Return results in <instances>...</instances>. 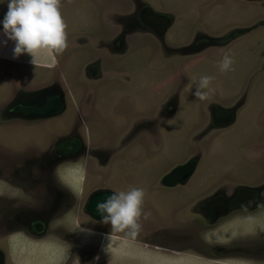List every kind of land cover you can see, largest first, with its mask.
Masks as SVG:
<instances>
[{"label": "rangeland", "instance_id": "obj_1", "mask_svg": "<svg viewBox=\"0 0 264 264\" xmlns=\"http://www.w3.org/2000/svg\"><path fill=\"white\" fill-rule=\"evenodd\" d=\"M7 3L0 0V40L6 39ZM62 5L69 47L57 67L43 60L33 65L27 54L14 59V42L0 44V264H65L69 253L73 258L66 264H73L80 251L74 242L91 252L100 243L111 264H248L225 258L222 250L255 229L264 236V203L247 225L234 215L208 233L209 243L199 249L213 253L209 261L185 255L174 260L156 256L158 251L152 256L132 241H153V233L168 226L183 228V214L220 190L229 200L237 194L242 201L243 192L264 201V0H62ZM150 13L158 31L165 30L163 37L144 25ZM224 54L233 58L234 71H220ZM201 76L214 78L210 100L193 95L194 79ZM47 107L50 114L43 112ZM222 113L234 116L230 124L214 122ZM69 142H75L72 152L62 148ZM190 160L197 164L189 180L161 188L163 176ZM101 184L114 192L143 188L146 197L157 192L155 206L146 210L150 215L141 219L146 228L135 239L74 213L76 196L79 202ZM173 190L185 198L178 213L158 193ZM170 212L177 216L169 222ZM61 222L67 224L64 236L73 235L72 247L64 236L58 239ZM76 223L132 243L109 244L106 235L68 225Z\"/></svg>", "mask_w": 264, "mask_h": 264}, {"label": "flooded vegetation", "instance_id": "obj_2", "mask_svg": "<svg viewBox=\"0 0 264 264\" xmlns=\"http://www.w3.org/2000/svg\"><path fill=\"white\" fill-rule=\"evenodd\" d=\"M155 18H156L155 15L151 13L145 15L146 20L144 21V25L148 29L149 28H151L152 30L157 29L158 26L154 24ZM57 101L58 100H53L51 101V103L54 105L55 103H57ZM230 116L231 115L229 114L227 118L225 116L221 120H218V121L221 122L222 124H225L227 123ZM134 126H136V124ZM63 147H69L71 149V152L73 151V149L76 148L75 142L66 143L64 144V146H62V148ZM55 160H57V158ZM39 161L42 163V169H44L48 161L47 154H45L43 158L40 159ZM41 178L44 179V176H42ZM166 178L168 180H166ZM182 178H183V175L180 173L173 175V176H169V177L165 175L159 181V185L163 189L164 188L175 189L176 187L174 186L176 185L174 184L176 182L179 183ZM190 178L191 176L187 180H189ZM120 183H123L122 187H126L125 182H120ZM115 186L117 185H115L114 183L113 189ZM111 190L112 189H108L107 186H103L101 184L97 187H94L91 191L87 192L88 193L87 197H79V200H80L79 202H77L78 196H76V199L74 202L72 199H67V201H72L74 204L77 203L76 208L75 206H71V208L73 207L75 208L74 213L78 214L80 217V214L84 212L86 215L89 216L86 218L92 220L91 221L92 224L94 222L95 223L98 222L97 225L95 226V227H98L99 222L101 221V217L96 211V204L98 202H103L105 197L110 196L114 192ZM119 191L120 190H118V192ZM220 191L221 192H217V194L215 195L208 196L204 198L203 200H201L199 204L202 206L200 207L191 206L189 209L190 211H188L186 214H183V218L185 221L183 224V228L179 229L177 227V228L171 229L168 226V228L165 227L153 233L152 238H154L153 241L155 244H152L153 242L152 240L138 242V243L142 245L144 248H149L150 251L152 250L150 254H155V252L158 251L159 253L157 252L156 256L164 255L166 258H172L176 260L178 256L185 255V256L190 257V258H187L189 261L193 260L192 258H198V259L200 258L206 261L212 260L214 258V256H210V255H213L212 252H209L208 250L204 252L203 250L199 249L200 246L205 245L206 243H209V240L207 238L208 233L210 231H213L215 228H219L221 225H226L225 223H222V222L231 218L234 215L238 217L237 218L238 221H243L244 225H247L245 220L249 218L254 219L255 216H257L256 214H258V213H255L256 209L259 208L258 205H263L264 203V201H260V197H262L260 194L251 193V195L248 196L246 193L242 192L240 193V197L242 198V201H241L240 199L236 200L237 194L234 199L229 200L227 199L226 194L222 193V190ZM96 193H99V196L94 197V194ZM156 193H157L156 191H148L147 192L148 197H146L145 195V198H144V211L145 212L147 209L151 208L152 206H155L156 202H153V197ZM158 193H160L162 199L169 197L168 201L171 200L172 203H174L177 206L176 211H173V212L175 213L179 212L178 208L180 207L179 205L183 204L182 202L184 198L183 196H181L180 194L178 195L175 190L158 191ZM230 201H234V202H230ZM252 201H255V202L251 204ZM254 204L256 205L253 206ZM171 213L172 212L168 213V216H167V218L169 219V222L171 221V219L177 216V215H174L172 217ZM66 225L67 224L63 222H61L60 224V227L58 230V236H59L58 239L60 240L64 236V233L66 232L64 228V226ZM68 225L72 227V229H77V226L79 224L77 225L76 223V224H68ZM142 227H144V229L146 228V226H142ZM147 227L150 228V225ZM247 228L248 227L246 226L243 227V229H247ZM16 230H19V229H16ZM30 230L33 233L35 231H38L36 230L35 226L32 227L31 225H30ZM257 230L262 232V230L255 229L254 233L251 232L253 234L250 233L247 236L240 235L236 237V240H235L236 242L233 244V246H229V245H228L229 247L223 246V248L228 247V249L222 250L224 254L223 256H225V258L228 257L231 259H235L239 261L240 263L244 261V262H247L248 264H264V236H259L261 234L257 235V232H256ZM91 233L96 236H98V234L100 235L103 234L106 236L110 234V238H115L116 240L124 239V237L122 236H121L122 238L120 239L117 235H114L112 233H103L97 230H91ZM119 235H121V233ZM64 237L65 239L63 240L68 241L67 244L72 247L73 235L68 234L67 236H64ZM26 241L31 242L32 240L27 238ZM62 243H64V241ZM61 247L63 246L61 245ZM73 247L76 248L77 250L80 249L77 255L79 259H84L86 261L90 259L91 261L90 264H110L111 263L109 260V257L101 254L100 243L98 244V242H97V245L95 246V249L91 248V249H94L93 252H91V250H86L88 249V247L84 246L83 244H80L79 242L77 243L74 242ZM71 254L72 253H69V255ZM195 254H200L202 255V257L196 256ZM97 256H99V260L95 259ZM83 263L84 262L82 261V264Z\"/></svg>", "mask_w": 264, "mask_h": 264}, {"label": "clouds", "instance_id": "obj_3", "mask_svg": "<svg viewBox=\"0 0 264 264\" xmlns=\"http://www.w3.org/2000/svg\"><path fill=\"white\" fill-rule=\"evenodd\" d=\"M62 6V0H8V10L2 21L6 39L0 40V44L14 42V59L27 54L33 65L43 60L46 67H57L58 57L69 47L68 25L61 12ZM218 63L221 72L234 71V60L228 54H224ZM213 79L211 76H201L198 82L194 79L196 90L193 95L200 101L210 100L215 92L210 86ZM145 195V190L138 187L113 192L103 202L96 204L100 222L109 224L114 232H122L135 239L142 229L141 219H147L150 215L144 211ZM77 230L91 233L90 229L81 228L80 225ZM106 238L109 239L110 234ZM72 258L70 255L65 257V264ZM95 259L99 260V256ZM73 264H80L78 256H74Z\"/></svg>", "mask_w": 264, "mask_h": 264}, {"label": "water", "instance_id": "obj_4", "mask_svg": "<svg viewBox=\"0 0 264 264\" xmlns=\"http://www.w3.org/2000/svg\"><path fill=\"white\" fill-rule=\"evenodd\" d=\"M153 30L155 31L157 36L158 35L160 37L164 36V33H165L164 29H162L161 31H158L157 29H153ZM43 112L50 114L52 112V110H50V107H47L43 110ZM228 113H230V112H228ZM222 114H223V117L227 115L226 113H222ZM222 118L216 117V120L214 122L216 124L223 125V126L228 125L232 122V120L234 119V116H231L230 120L227 121V123H225V124H222L221 122L218 121L219 119H222ZM196 164H197L196 161L190 160L186 164H184L183 166H180L177 169H174L169 175H167V177L173 176L175 173H178V174L180 173L183 175V178L180 180V182L183 184L190 176H192V174L195 170ZM166 180H168V179L166 178ZM96 196H99V193L94 194V197H96ZM230 202H234V201H230Z\"/></svg>", "mask_w": 264, "mask_h": 264}, {"label": "crops", "instance_id": "obj_5", "mask_svg": "<svg viewBox=\"0 0 264 264\" xmlns=\"http://www.w3.org/2000/svg\"><path fill=\"white\" fill-rule=\"evenodd\" d=\"M120 239L122 238L121 236H118ZM107 240H110V243L109 244H112V243H114L115 245H122L123 246V244H126L127 242H131L132 240L131 239H128V238H126V237H124V239L123 240H116L115 238H110V239H107ZM133 242V244L134 245H140L139 243H136L135 241H132ZM131 242V243H132ZM140 247V246H139ZM141 248V247H140ZM147 252L150 254L151 253V251L150 250H147ZM152 256H153V254H152ZM108 257V256H107ZM111 258H109V260H110ZM110 262L112 263V262H114V261H112V260H110ZM110 263V264H111Z\"/></svg>", "mask_w": 264, "mask_h": 264}]
</instances>
